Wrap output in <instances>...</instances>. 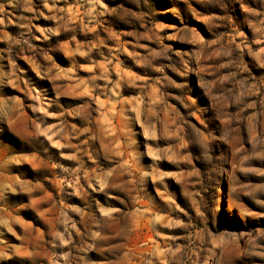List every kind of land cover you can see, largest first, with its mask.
I'll return each mask as SVG.
<instances>
[{
    "label": "rangeland",
    "instance_id": "obj_1",
    "mask_svg": "<svg viewBox=\"0 0 264 264\" xmlns=\"http://www.w3.org/2000/svg\"><path fill=\"white\" fill-rule=\"evenodd\" d=\"M208 259L264 264V0H0V264Z\"/></svg>",
    "mask_w": 264,
    "mask_h": 264
},
{
    "label": "trees",
    "instance_id": "obj_2",
    "mask_svg": "<svg viewBox=\"0 0 264 264\" xmlns=\"http://www.w3.org/2000/svg\"><path fill=\"white\" fill-rule=\"evenodd\" d=\"M186 221H188L187 219H185ZM198 221H196V223H197ZM200 223H201V221H199ZM198 241V240H197ZM206 243V242H205ZM205 248H206V245L203 243V244H201V243H199V242H196L195 243V245H194V247H193V249L196 251V253H197V259L199 260V262L201 263V262H203V260H205V255H206V253H205ZM213 262L211 261V264H212Z\"/></svg>",
    "mask_w": 264,
    "mask_h": 264
},
{
    "label": "bare ground",
    "instance_id": "obj_3",
    "mask_svg": "<svg viewBox=\"0 0 264 264\" xmlns=\"http://www.w3.org/2000/svg\"><path fill=\"white\" fill-rule=\"evenodd\" d=\"M208 263H209V259H208V260H206L204 264H208Z\"/></svg>",
    "mask_w": 264,
    "mask_h": 264
}]
</instances>
